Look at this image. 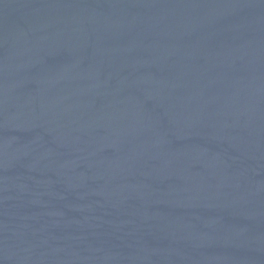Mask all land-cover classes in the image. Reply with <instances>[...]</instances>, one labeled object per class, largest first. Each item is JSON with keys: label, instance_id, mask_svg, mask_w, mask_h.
I'll use <instances>...</instances> for the list:
<instances>
[{"label": "water", "instance_id": "95a60500", "mask_svg": "<svg viewBox=\"0 0 264 264\" xmlns=\"http://www.w3.org/2000/svg\"><path fill=\"white\" fill-rule=\"evenodd\" d=\"M0 264H264V0H0Z\"/></svg>", "mask_w": 264, "mask_h": 264}]
</instances>
